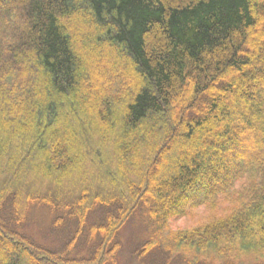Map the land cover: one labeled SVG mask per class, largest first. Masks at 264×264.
<instances>
[{"label":"trees","instance_id":"1","mask_svg":"<svg viewBox=\"0 0 264 264\" xmlns=\"http://www.w3.org/2000/svg\"><path fill=\"white\" fill-rule=\"evenodd\" d=\"M1 6L0 264L115 262L140 211L154 227L140 258L264 264V0ZM200 208L202 223L170 227ZM38 209L77 222L60 249L28 235ZM84 232L94 252L71 257Z\"/></svg>","mask_w":264,"mask_h":264},{"label":"rangeland","instance_id":"2","mask_svg":"<svg viewBox=\"0 0 264 264\" xmlns=\"http://www.w3.org/2000/svg\"><path fill=\"white\" fill-rule=\"evenodd\" d=\"M0 9H5L4 7H0ZM264 23V22H263ZM264 27V25H263ZM70 30L76 35H82L87 32L84 26L79 23V21H72L70 25ZM78 49L81 51L85 50L92 51V46L90 44L78 45ZM254 49V48H252ZM119 58V53L114 55ZM110 59L105 58V63H107ZM112 71L119 72L118 68L111 69ZM110 73V70H108ZM111 71V73H112ZM113 72V73H115ZM102 74L100 71L98 75ZM134 81L131 79L129 93L131 92ZM98 87V86H97ZM96 86L92 89V93H98V88ZM95 98H92V102L95 101ZM177 108L179 106H176ZM177 108L175 112L178 114ZM174 112V113H175ZM176 114V115H177ZM103 125H99V131L103 133ZM249 133V132H247ZM107 139L103 137V142L106 143ZM181 150H185L186 153H195L197 150L193 148V146H189L187 144H182L180 146ZM230 164H235L237 162L231 155H225L224 160ZM121 160V156H118V161ZM120 165V164H119ZM134 166L136 170L137 168V160L135 159ZM173 167V166H172ZM119 170L124 174V165L119 166ZM174 171H168L163 167L159 171V178L165 179L170 175H173L176 171V166L173 167ZM40 174L34 176V179H37ZM37 177V178H35ZM101 181L103 178L100 177ZM35 183V181H32ZM115 183V181H114ZM206 211L203 208L196 210L193 215H189L187 217H175L169 220L170 227L172 229H188L193 226H197L206 220ZM34 225L26 227V231L28 235L32 236L35 241L39 244L50 248V249H60L64 244L70 241V239L74 236L76 230L78 229V224L75 220H68L63 225L55 226L54 221L55 217L50 214L49 211L38 209L34 214H32V218ZM95 222V221H94ZM154 231L153 221L149 218L148 214L144 211H140L134 214L128 222L121 228L119 232V240L121 242V249L116 254V261L109 264H168L166 263L162 256L157 253L156 249H153L150 253L145 254L140 258V253L142 251V246L144 242L151 236V233ZM85 232L79 237L76 248L70 252L71 257H90L94 252V248L96 243L87 246L85 244Z\"/></svg>","mask_w":264,"mask_h":264}]
</instances>
